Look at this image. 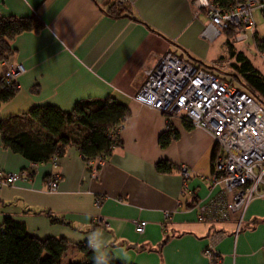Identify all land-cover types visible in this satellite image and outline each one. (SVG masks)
<instances>
[{
    "label": "crops",
    "instance_id": "1",
    "mask_svg": "<svg viewBox=\"0 0 264 264\" xmlns=\"http://www.w3.org/2000/svg\"><path fill=\"white\" fill-rule=\"evenodd\" d=\"M115 1L0 0V16L38 15L43 24L14 37L9 61L24 71L16 77L17 94L0 103V119L39 105L69 111L79 100L108 96L129 110L119 129L121 144L95 177L76 145H65L53 167L51 161L30 162L0 138V169L30 173L13 185L0 183V223L13 217L33 236L64 237L69 247L62 264L84 259L82 245L99 258L128 264H209L204 249L211 245L221 264H264V197L248 203L238 232L234 212L198 220V200L223 195L222 186L210 181L214 139L133 99L150 46L174 43L191 61L208 63L214 41L201 37L205 14L195 17L191 0H127L130 14L115 16L109 11ZM5 66L0 62V76ZM167 131L175 136L162 146L159 137ZM163 160L172 164L164 172L156 167ZM183 164L194 173L187 188ZM54 170L60 180L52 192L47 179ZM98 195L103 200L96 206ZM134 219L147 221L144 233L135 231Z\"/></svg>",
    "mask_w": 264,
    "mask_h": 264
},
{
    "label": "built area",
    "instance_id": "2",
    "mask_svg": "<svg viewBox=\"0 0 264 264\" xmlns=\"http://www.w3.org/2000/svg\"><path fill=\"white\" fill-rule=\"evenodd\" d=\"M117 1L123 4L127 0ZM191 3L195 17L203 12L207 18L201 32V37L206 40L213 42L224 32L228 37L230 35L232 45L260 38L254 15L259 11L264 17V0H223V3L219 0H191ZM176 48L163 44L147 49L142 81L133 99L165 113L168 118L177 117L193 127H200L214 139L218 152L213 159L210 181L213 187L222 186L223 195L198 200L195 205L197 217L209 222L237 213L238 232L248 203L253 198L264 197V105L259 104L252 94L236 87L234 82L191 61L185 52ZM260 56L264 58V48ZM23 71L20 64L7 62L2 76L8 81H16V76ZM58 158L53 155L52 165L57 164ZM104 160L97 156L89 161L95 164L93 177ZM180 174L187 188L186 181L194 173L183 164ZM59 178L57 171L51 173L47 181L49 191L58 188ZM20 179H30L28 170L5 172L0 169L1 184L10 186ZM102 198L103 195L94 197L96 206L102 203ZM168 215L166 212L165 217ZM133 222L135 231L144 233L147 221L134 219ZM204 253L209 264H221L212 245L207 246Z\"/></svg>",
    "mask_w": 264,
    "mask_h": 264
},
{
    "label": "trees",
    "instance_id": "3",
    "mask_svg": "<svg viewBox=\"0 0 264 264\" xmlns=\"http://www.w3.org/2000/svg\"><path fill=\"white\" fill-rule=\"evenodd\" d=\"M219 1L223 3V0ZM112 6L109 11L115 16H122L124 12L130 14L126 3L115 1ZM42 27L38 15L0 16V62L13 56L15 49L12 42L16 35ZM259 42L263 43L260 48H264V39ZM229 50L235 57L236 63L231 65L244 86L243 90L264 105V75L253 66L243 51H234L231 47ZM235 74L231 75L236 77ZM226 79L233 82L231 77ZM18 88V82L8 81L1 75L0 103L13 98ZM128 113L127 106L112 96L79 100L69 111L53 104L33 106L25 113L0 119V138L4 147L20 153L35 164L51 161L53 155L61 156L67 144L76 145L85 161L94 160L97 156L106 159L121 144L119 129ZM75 128L79 131L76 132ZM173 135L175 133L172 134V131L163 132L159 137L160 144H166ZM156 164L162 172L172 166L167 160ZM68 244L69 241L64 237L41 239L33 236L27 231L24 222L13 217H6L0 223V264H62L61 256L68 249ZM89 247H79L84 259L67 264H128L113 256L99 258Z\"/></svg>",
    "mask_w": 264,
    "mask_h": 264
},
{
    "label": "rangeland",
    "instance_id": "4",
    "mask_svg": "<svg viewBox=\"0 0 264 264\" xmlns=\"http://www.w3.org/2000/svg\"><path fill=\"white\" fill-rule=\"evenodd\" d=\"M254 16L256 17V22H257V34L260 38L257 37L258 39H256V41L253 39H249L247 40V42H237L236 44L232 45L231 39L229 38L230 35L228 37V34L224 32V34L216 38L214 42L210 44L208 50L209 51L208 57L205 58V60L208 63L206 62L203 63L207 68L211 69L214 73L215 72L219 73L224 77H229V78L231 77L233 79V82L235 83L234 85L242 89L244 86L242 83H240L239 76L237 77V75L235 74L236 72L231 65L232 63H236V61H235V57L232 56L231 51L229 50L230 47L234 51H243V53L246 55V57H248L249 61H251L253 66L264 75V58L260 56V51L263 49V48L261 49L260 47L263 43L259 42L262 38L264 39V17L261 16V13L259 11H257ZM165 44L170 45L171 48L177 49L176 46H174L171 43L168 44V42L167 43L165 42ZM7 62H11V61L5 60L3 63H7ZM232 73L235 74L236 77L232 76L231 75ZM75 130L76 132L79 131L77 128H75ZM89 161L86 160L85 162L89 164V166L92 168L91 172H93V170H95L94 167L95 164L94 163L90 164ZM56 165L53 164V167H55ZM50 178H51V174L48 176L47 180L49 181Z\"/></svg>",
    "mask_w": 264,
    "mask_h": 264
}]
</instances>
